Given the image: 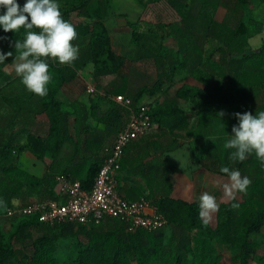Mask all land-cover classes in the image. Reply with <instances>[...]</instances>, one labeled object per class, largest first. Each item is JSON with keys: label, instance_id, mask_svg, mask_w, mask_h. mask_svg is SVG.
Returning <instances> with one entry per match:
<instances>
[{"label": "trees", "instance_id": "trees-1", "mask_svg": "<svg viewBox=\"0 0 264 264\" xmlns=\"http://www.w3.org/2000/svg\"><path fill=\"white\" fill-rule=\"evenodd\" d=\"M161 1L176 9L180 18L171 24L176 48H162L156 53L147 43L138 51V60L147 57H156L159 60L160 57L164 71L166 64L171 75L184 67L206 86H209L214 78L227 82L224 91L217 95V107L243 102L260 104L264 101V43L257 52H249L250 38L264 32V24L253 18L248 21L244 19L245 13L253 11L255 0H149V3ZM260 1L264 3V0ZM63 2L62 17L72 23L78 33V38L73 44L79 47V58L71 66L61 65L54 58H45L49 64V75L50 72L54 73L50 75L51 80L46 86L48 93L45 97H40L38 103L28 101L34 103L37 108L35 116L46 115L50 122L47 137L35 139L34 143L35 147L53 152L52 164L44 177L39 178L31 174L19 156H14L16 140L0 137V207L4 208L5 213L14 206L15 200L27 205L35 195L39 196L36 199L39 201L56 199V176L59 174L79 180L84 188L91 189L104 161V146L115 140L127 121L128 111L121 105L114 102L113 107L100 112L96 104L92 103V117L104 125V128L84 127L87 138L81 151L93 162L88 167L86 163L74 169L67 167V146L79 151L80 147L71 130L73 112L65 109L64 102L58 99L61 88L73 82L89 65L94 67L95 82L103 77L119 75L126 65V59L113 47L112 37L104 22L106 11L103 8V0L98 1V14L90 10L92 0ZM17 3L22 7L26 0H17ZM219 8L227 10V15L222 21L214 17ZM5 11L0 8V15ZM73 12H78L83 20L75 23L71 19ZM136 26L133 25L134 28ZM18 31L4 32L0 27V53H13L0 63V91L14 80L4 69L15 62L18 55L14 48L15 41H23L25 38L26 30L22 27ZM32 31L40 30L33 28ZM145 37L138 34L140 40ZM210 40L220 43L216 53L222 60L205 58L204 52ZM16 79L21 80L18 76ZM203 92L204 90L199 92L182 86L177 95L188 102H195ZM120 94L132 99L137 105L138 96L131 94L126 87L121 86L115 90L114 95ZM34 96L32 93L30 98ZM28 102L24 103L27 108ZM204 105L206 110L213 111L215 108L211 100ZM197 113L186 112L172 103L154 107L152 116L159 122L160 130L156 134L134 141H143L145 144L136 150L138 155L130 160L132 168L129 169V174H141L151 187L167 186L169 176L175 169L167 165L163 156L181 147V138L184 134L191 133L192 120ZM131 146L132 143L126 152ZM205 146L207 145L204 144V149ZM206 151L202 150L197 154L203 167L227 176L220 169H215V166L222 164L221 167L239 170L242 176L251 180L247 192H239L243 201L234 197L230 202L220 204L216 228H212L200 218L198 200L186 201L162 193L154 195V200L144 198L150 201L168 222L165 227L153 231L129 232L123 222L110 217L100 224L89 226H48L39 223L35 217H25L17 226L15 239L20 243L32 240L33 231L41 232L42 237L34 242L32 254L21 257L0 235V264H61L57 257V241L60 239L72 240L74 260L77 264H219V256L215 254L213 244L215 240L235 251L237 264H251L259 249L252 236L261 234L264 229V166L254 153L243 162L229 161L225 165L219 157L215 160L205 157ZM232 151L227 149L225 153L230 156ZM233 204L238 207L234 208ZM9 218L12 217L5 214L0 217V227ZM202 249L209 250L211 254L205 257L198 253Z\"/></svg>", "mask_w": 264, "mask_h": 264}, {"label": "rangeland", "instance_id": "rangeland-1", "mask_svg": "<svg viewBox=\"0 0 264 264\" xmlns=\"http://www.w3.org/2000/svg\"><path fill=\"white\" fill-rule=\"evenodd\" d=\"M98 1L92 0L90 7V10L97 14L99 12ZM103 1V8L106 11L104 22L112 37L115 51L125 57L126 65L119 75L103 77L96 82L93 79V74L89 72L90 69H86L85 74L77 76L72 82L76 90L75 94H77V103L70 104V99L72 98L68 99L64 96V106L65 109L73 112L71 117V130L79 143L80 151L67 146V152L65 154L67 167L74 169L83 163H86L87 167L92 164L93 161L87 158L81 151L83 142L87 138L84 127L89 126L92 129H99L101 127L104 128V125L92 117L90 108L92 107V103L96 104L95 106L100 112H105L113 107L114 101L109 99L107 95H114L115 90L121 86L126 87L131 94L138 96L137 105L148 104L149 106L156 107L158 104L172 103L178 105L186 112L194 114L198 112L192 120L191 133L184 134L181 138V150L173 152L172 157L166 154L163 156L165 161L171 157L170 162L173 163L177 170V174L174 176L176 180L181 175L187 173L193 163L199 162L197 154L202 150H207L204 155L205 157H210V160H215L219 157L222 163L226 165L231 160L225 153L224 148L222 149V146L229 138L224 137V135L226 133L232 134V127L236 125L235 120L237 118L234 115L236 109L229 107L230 109L228 113L225 112V116L230 118V120L228 121L226 119L224 121L218 117V113L221 112V107H217L216 103L217 95L224 91L227 82L214 78L209 86H206L194 75H191L184 67L171 75L167 64L165 71L163 70L159 56V60L156 57H147L143 60H138V51L147 43L152 46L151 48L156 53L158 50L161 51L162 48H168L169 50L176 48V41L172 37L171 24L180 20L177 10L163 1L156 3H149V0ZM56 2L60 5L61 10L63 8V0H56ZM259 6L257 5L253 11L245 13V21L253 18L261 24H264V13L262 9L258 12ZM226 15L227 10L224 8H219L214 13V17L217 20H224ZM259 17L261 21H259ZM71 19L75 23L83 20L78 15V12L71 13ZM133 25L137 26L134 28ZM16 32L19 31L17 30ZM138 34L146 37L140 40L138 39ZM261 41L262 36H258L254 39L253 44L261 43ZM219 45L220 43L218 41L210 40L204 52L205 58L213 57V59L222 60L221 56L216 53ZM4 70L14 80L0 91V137L16 140L17 145L14 156H19L20 161L24 164L28 172L39 178L44 177L48 172L49 165L52 164L53 152L48 149L35 147L34 140L47 137L50 122L46 115L36 117L35 113L37 108H35V104L28 102V109L20 113L16 118L15 124L11 126V108L13 107V110H16L14 106L18 104L17 96L23 94L27 97L31 92L26 89L21 83V80L16 79L15 62L6 66ZM53 74V72H50V75ZM87 81L97 86L98 94L96 95V99L87 93ZM182 86L199 90V92L204 90V92L200 94L195 102H188L183 97L177 95L178 89ZM210 100L215 106L213 111L211 109L206 110L204 105L205 102ZM231 121L233 122L230 123ZM204 144L207 145L205 149ZM231 162L233 163V161ZM221 165L215 166V169H220ZM57 168L60 169V167ZM125 179L126 177H123L122 183L124 184ZM181 187L184 188L185 186L182 185ZM38 197L37 195L32 196L31 201H35ZM147 197L154 200L155 196L149 194ZM184 197L186 199L188 198V196ZM218 198L221 201L225 199L221 192ZM189 200L191 201L190 198ZM239 200L243 201L242 194H239ZM19 204H21L20 200L14 201V205ZM4 214V208L0 207V217L4 216ZM24 219L25 217L18 215L9 218L0 227V235L4 242L8 246L13 247L21 257L25 254H32L34 251V242L42 237L41 232L33 231L32 240H27L25 243L18 242L15 239L17 226ZM218 221L219 210L210 215L208 223L212 228H216ZM252 239L259 245V249L255 260L251 264H264V229L261 234L253 235ZM213 244L216 249L215 254L219 256V264H237L236 253L230 246L221 244L216 240ZM57 249V257L61 264H77L74 260L75 254L72 240H58ZM198 253L205 257L211 254L207 249H202Z\"/></svg>", "mask_w": 264, "mask_h": 264}, {"label": "clouds", "instance_id": "clouds-1", "mask_svg": "<svg viewBox=\"0 0 264 264\" xmlns=\"http://www.w3.org/2000/svg\"><path fill=\"white\" fill-rule=\"evenodd\" d=\"M0 8L6 10L0 15V27L4 32H16L22 27L26 30L23 41L16 40L14 44L18 53L15 73L28 91L43 98L48 93L46 86L51 80L45 58H54L61 65L68 66L79 58V47L72 43L78 38L75 26L63 19L56 0H26L22 7L17 0H0ZM33 28L40 31H32ZM12 55V52L0 53V63ZM224 115L223 111L218 113L219 118ZM234 115L239 123L232 127L233 134L223 145L225 149L233 150L229 159L243 162L254 153L264 166V111L255 115L250 112ZM220 171L229 178V182L223 185L226 196L234 198L237 192H247L251 184L247 176L226 166H222ZM233 207L238 205L233 204ZM199 208L200 218L208 223L210 215L219 210V204L213 195L203 192L199 197Z\"/></svg>", "mask_w": 264, "mask_h": 264}, {"label": "built area", "instance_id": "built-area-1", "mask_svg": "<svg viewBox=\"0 0 264 264\" xmlns=\"http://www.w3.org/2000/svg\"><path fill=\"white\" fill-rule=\"evenodd\" d=\"M87 93L98 94L95 84L88 82ZM128 111L127 121L112 143L104 146V161L91 189L81 181L65 174L56 176L54 200H35L14 205L6 210L8 217H35L39 223L55 226L62 224H100L106 218L123 222L129 232L157 230L168 222L148 200H130L121 192L122 162L129 145L136 140L158 133L160 124L148 104L135 105L125 95H107Z\"/></svg>", "mask_w": 264, "mask_h": 264}, {"label": "crops", "instance_id": "crops-1", "mask_svg": "<svg viewBox=\"0 0 264 264\" xmlns=\"http://www.w3.org/2000/svg\"><path fill=\"white\" fill-rule=\"evenodd\" d=\"M255 6L257 7V5H260L258 7V12H260L259 10H263L264 13V3H261L260 0H255L254 1ZM262 12V11H261ZM260 18V17H259ZM219 21H222L219 20ZM259 21H261V18L259 19ZM263 22V21H262ZM258 36H262V41L261 43H256L255 45L253 44L254 39H256V37ZM250 46H249V52H257L263 45L264 43V32L259 33L254 35L252 38H250ZM86 69H90L89 72H91L93 74L94 71V67L93 65H89ZM86 69L81 71L79 75H83L86 73ZM89 81H87L88 84ZM75 89H74V85H72V82L69 84L64 85L59 94H58V99L65 102L64 100V96H66L68 99H70V104H75L76 97L77 94H75ZM32 93L29 94V96H24L23 94H20L19 96H17V102L18 104L15 105L14 107L16 108V110H13V107L11 108L12 110V119L13 121L10 123L12 126L15 124L16 118L20 115V113H22L23 111L27 110L28 108L26 106H24V103L31 101L34 103H38L40 100V97L35 95L34 98H30V95ZM81 101V100H79ZM77 103V102H76ZM231 107L235 108V112L234 113H245V112H250L253 115H255L256 113L260 112V111H264V101L261 102L260 104H251V103H238L236 105H232V106H222L220 108L221 111H223L224 113H228L229 109ZM30 109V108H29ZM233 110V109H232ZM231 110V111H232ZM41 115H38L36 117H40ZM233 117V116H232ZM48 119V118H47ZM222 119L225 121L226 119L229 121L230 118L226 117L225 115L222 117ZM233 121H231L230 123H232ZM239 121L238 119L235 120V124L238 125ZM50 127V126H49ZM49 132V131H48ZM233 134V133H232ZM232 134H228L226 133L224 135V137H229V135ZM48 135V134H47ZM223 137V135H221ZM134 143V142H133ZM132 143V146L129 148V150L126 152L124 159H123V163H124V167L122 168V172L120 174V178H121V192L122 194L127 197L130 200H140V199H144L145 197H147L149 194L151 195H158V194H162V193H168L171 197L176 198V199H183L186 201H190L189 198L191 199V201H199V197L203 192H208L210 195H213L216 198L217 203H228L230 202V200L232 198H227L228 196L225 195L224 189H223V185L225 183L229 182V178L227 176H223L221 174L218 173H214L212 172V170H208L207 168L203 167L202 164H200L199 162H195L193 163L189 169L188 172L181 175L180 178L178 180H176V178L174 177L177 174V170L175 168V166L173 165L172 162H170L171 159V155L173 152H177L180 151L181 148L177 149L176 151L173 152H167L165 153L166 155L171 156L170 159L166 160V163L169 167H172L175 169V172L173 174H171L169 176V181H168V185L166 186H162V187H151L148 184V181L146 178H144L141 174L139 175H130L129 174V169L132 168V166L130 165V160L133 159L134 156L138 155V152H136V150L141 147L142 145H144L145 143L143 141H137L134 144ZM224 147L222 146V149ZM225 151H227V149L224 148ZM123 177H126L125 179V184L122 183ZM180 181L179 185L178 182ZM184 185L185 187L182 188L181 186ZM221 192V194H223V197H225V199L223 201L219 200L218 196L219 193ZM239 192L235 193L234 197L239 199ZM184 196H188V198L186 199ZM229 199V201H228Z\"/></svg>", "mask_w": 264, "mask_h": 264}]
</instances>
